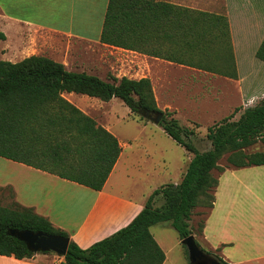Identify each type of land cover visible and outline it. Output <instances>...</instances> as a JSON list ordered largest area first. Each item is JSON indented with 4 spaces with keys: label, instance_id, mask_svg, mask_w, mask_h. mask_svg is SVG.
I'll return each mask as SVG.
<instances>
[{
    "label": "trees",
    "instance_id": "obj_1",
    "mask_svg": "<svg viewBox=\"0 0 264 264\" xmlns=\"http://www.w3.org/2000/svg\"><path fill=\"white\" fill-rule=\"evenodd\" d=\"M0 37L5 36L0 33ZM100 40L238 78L229 20L223 14L164 0H109ZM256 55L264 60V38ZM65 91L104 101L119 98L143 118L147 110L155 116L163 114L160 124L165 132L193 157L182 180L155 189L126 226L87 248L70 239L60 264H164L166 253L151 227L170 222L181 239L193 234L194 209L214 207L219 184L215 170L264 164V151H246L258 141L264 145V98L244 108L239 118L235 116L242 107L209 126L211 148L201 151L194 143L195 131L158 106L150 78L110 75L104 80L86 71L68 70L45 55L0 61V155L103 189L122 150L119 139L65 98ZM226 154L227 165L222 166L219 162ZM159 197L161 205H157ZM11 229L70 237L33 208L0 204V254L19 259L33 257L35 252L11 235ZM203 229L204 222L199 225L201 234Z\"/></svg>",
    "mask_w": 264,
    "mask_h": 264
},
{
    "label": "crops",
    "instance_id": "obj_2",
    "mask_svg": "<svg viewBox=\"0 0 264 264\" xmlns=\"http://www.w3.org/2000/svg\"><path fill=\"white\" fill-rule=\"evenodd\" d=\"M164 1L227 16L236 66L239 65L238 51L247 47L252 46L255 50L254 54L245 56L258 58L257 49L264 38V4L260 0ZM108 3L109 0H0V33L5 36L0 37V61L19 62L31 55H45L64 63L68 70L86 71L104 80H109V73L119 78L148 77L158 106L174 110L177 115L182 111L190 114L191 110L196 113L203 109L190 93L193 85L205 83L208 79L215 82L221 78L229 80L233 86L228 95L235 93L238 99L247 96L251 100L255 96V92L249 93L242 86L245 77L239 70L238 78H233L102 42ZM77 43L83 44L84 49ZM96 46L101 53L94 50ZM168 65L172 71L159 69ZM102 68H105V76L101 73ZM159 81L163 84L161 95L165 99L164 105L158 96ZM63 96L89 116L87 102L116 101V97L104 101L67 91ZM198 99L203 98L199 96ZM232 109L233 105L228 111ZM191 117L198 120L194 115ZM97 124L119 139L116 126L98 121ZM119 142L122 147L120 156L101 190L0 155V200L9 194L16 203L33 208L55 227L68 232L70 239L87 248L129 224L157 189L152 188L150 192L139 195L136 188L129 186L126 179L134 176L132 169L136 168L132 162L133 145L126 140L119 139ZM120 164L124 171L121 186L128 191L113 188V176ZM217 177L219 184L215 190V203L204 219L202 239L229 264H264V164L226 167ZM155 225L151 231L157 240L153 232ZM42 255L35 253L33 257L19 259L0 254V264H60L44 259ZM166 261L167 256L164 264Z\"/></svg>",
    "mask_w": 264,
    "mask_h": 264
},
{
    "label": "rangeland",
    "instance_id": "obj_3",
    "mask_svg": "<svg viewBox=\"0 0 264 264\" xmlns=\"http://www.w3.org/2000/svg\"><path fill=\"white\" fill-rule=\"evenodd\" d=\"M260 2L264 4V0H260ZM77 45L84 49L83 44L77 43ZM94 50L98 54L101 53L98 46H96ZM254 50L252 46L244 50H239V65L236 66L237 73L239 70L245 77L242 86L246 91H249V93L255 92V96L251 100L248 99L247 96L238 99L235 93H230V95H228V92L232 90L233 84L231 86L229 80L225 78H221L218 82L208 79L205 83L193 85L191 89L190 96L197 99V101L201 103L200 107L203 108L199 112L194 113L195 111L191 110L189 114L188 111H182L180 115H177L174 110L162 108L163 111L173 112V117L180 119L183 126H187L195 131L193 139L199 150L204 151L211 148V141L207 138L209 126L231 114L236 107H242V110L235 116L236 119L239 118L244 108L254 106L264 98V60L255 58V55H253L254 58L245 56V54L251 55ZM163 68L167 71H172L169 65L159 67V69ZM101 73L105 76V68H102ZM110 75H112V73H109L108 76ZM161 77L160 73V79ZM158 84L159 100L161 104L164 105L165 99L161 95L163 84L160 81ZM221 93L223 94L220 96ZM199 96L203 99H198ZM115 100V102L92 100L86 104L89 107V114L98 122L116 126L115 132L119 139L123 142L126 140L132 143L134 151L132 162L136 164V168L132 169L135 173L134 176L131 175L129 179H126L129 186L132 189L136 188L137 190L135 191L141 195L142 193L146 194L149 190H152V188H159L163 185L180 181L191 160L190 157H193V153L188 152L182 145L178 144L170 137L160 123L133 114L130 108L121 99L116 98ZM182 104H184L183 99ZM191 104L195 107L193 103ZM231 105H233L234 109L228 111ZM188 107L189 106H187L186 109H188ZM191 115L196 116L198 120H193ZM167 117L169 118L170 116L167 115ZM186 119L192 122H187ZM137 123L146 126H138L139 124ZM246 151H264V145L261 141H258L246 148ZM227 156L226 154L222 157L219 162L220 165H227ZM219 173V170L214 171L215 176H218ZM123 174L124 171L120 164L113 176V188L117 191H128L127 188L121 186L124 179ZM162 203L163 198L159 197L157 205H161ZM0 204L15 207L16 202L9 194H6L0 200ZM208 212V207H196L190 224L200 247L216 258L218 256L216 250L211 248L202 239V234L199 232V225L204 222ZM153 232L156 234L158 242L165 248L167 256L165 264H190L188 250L182 243L178 231L170 222L165 223V225L156 224L153 227ZM39 254H43L42 256L44 259L55 263H60L64 259V257L53 251H48L47 253L39 252Z\"/></svg>",
    "mask_w": 264,
    "mask_h": 264
},
{
    "label": "water",
    "instance_id": "obj_4",
    "mask_svg": "<svg viewBox=\"0 0 264 264\" xmlns=\"http://www.w3.org/2000/svg\"><path fill=\"white\" fill-rule=\"evenodd\" d=\"M145 116L154 120L156 123H160L163 114L155 116L147 110ZM9 233L24 241L28 248L35 253L53 251L58 255L65 257L69 248L70 237L62 235L51 234L44 231L20 229H11ZM182 243L188 250L190 264H195L207 256L206 251L200 247L194 234H190L183 238ZM215 263H218V261H215Z\"/></svg>",
    "mask_w": 264,
    "mask_h": 264
},
{
    "label": "flooded vegetation",
    "instance_id": "obj_5",
    "mask_svg": "<svg viewBox=\"0 0 264 264\" xmlns=\"http://www.w3.org/2000/svg\"><path fill=\"white\" fill-rule=\"evenodd\" d=\"M207 256L195 264H221L220 262L215 263L217 259L206 251Z\"/></svg>",
    "mask_w": 264,
    "mask_h": 264
}]
</instances>
